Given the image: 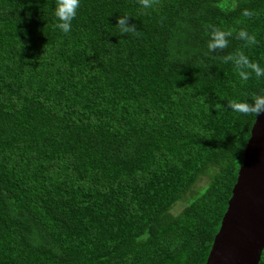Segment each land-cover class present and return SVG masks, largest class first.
Wrapping results in <instances>:
<instances>
[{
  "label": "trees",
  "instance_id": "trees-1",
  "mask_svg": "<svg viewBox=\"0 0 264 264\" xmlns=\"http://www.w3.org/2000/svg\"><path fill=\"white\" fill-rule=\"evenodd\" d=\"M55 3L0 0V264H204L256 116L228 102L264 94L221 57L264 68V0H80L67 34Z\"/></svg>",
  "mask_w": 264,
  "mask_h": 264
},
{
  "label": "water",
  "instance_id": "water-1",
  "mask_svg": "<svg viewBox=\"0 0 264 264\" xmlns=\"http://www.w3.org/2000/svg\"><path fill=\"white\" fill-rule=\"evenodd\" d=\"M264 247V114L255 116L204 264H257Z\"/></svg>",
  "mask_w": 264,
  "mask_h": 264
},
{
  "label": "clouds",
  "instance_id": "clouds-1",
  "mask_svg": "<svg viewBox=\"0 0 264 264\" xmlns=\"http://www.w3.org/2000/svg\"><path fill=\"white\" fill-rule=\"evenodd\" d=\"M143 9H151L160 3V0H138ZM222 12L234 11L237 6V0H217L215 5ZM80 7V0H56L54 15L58 21L55 27L59 28L63 33L67 34L72 29V21L76 18L77 11ZM242 15L251 18L255 13L249 9H244ZM130 15H120L117 17L116 26L119 33L129 34L137 33L135 24L127 23ZM207 49L209 52L223 51L229 45V37L233 35V30H225L220 27L209 25L206 29ZM236 38L244 41L246 46L256 43L254 34H250L245 29L236 32ZM23 46V45H22ZM91 55V54H89ZM224 63L231 62L234 71L238 77L247 82L253 76L259 78L264 76V68H261L258 62L251 60L243 51H237L221 57ZM228 107L234 112L241 114H255L259 116L264 114V94L253 95L250 101L232 100L228 102Z\"/></svg>",
  "mask_w": 264,
  "mask_h": 264
},
{
  "label": "rangeland",
  "instance_id": "rangeland-1",
  "mask_svg": "<svg viewBox=\"0 0 264 264\" xmlns=\"http://www.w3.org/2000/svg\"><path fill=\"white\" fill-rule=\"evenodd\" d=\"M211 172V171H210ZM208 182V174H202L197 180L196 182L189 188V190L185 193L186 196L180 198L179 200H177L172 207L170 208L171 213H176L178 212L182 206L184 205V203L186 202V198L187 196H190L192 194H194L195 192H197V190L202 187L203 185H205Z\"/></svg>",
  "mask_w": 264,
  "mask_h": 264
}]
</instances>
